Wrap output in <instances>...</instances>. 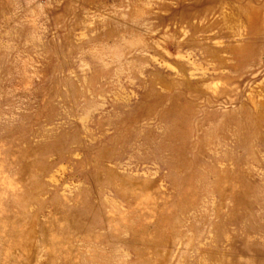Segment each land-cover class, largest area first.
<instances>
[{
	"label": "rangeland",
	"instance_id": "rangeland-1",
	"mask_svg": "<svg viewBox=\"0 0 264 264\" xmlns=\"http://www.w3.org/2000/svg\"><path fill=\"white\" fill-rule=\"evenodd\" d=\"M0 264H264V0H0Z\"/></svg>",
	"mask_w": 264,
	"mask_h": 264
}]
</instances>
